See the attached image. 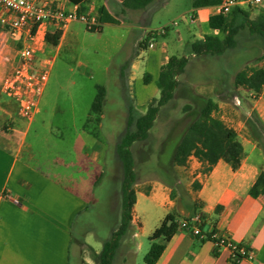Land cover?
<instances>
[{
	"label": "crops",
	"instance_id": "obj_1",
	"mask_svg": "<svg viewBox=\"0 0 264 264\" xmlns=\"http://www.w3.org/2000/svg\"><path fill=\"white\" fill-rule=\"evenodd\" d=\"M37 1L69 12L79 10L78 5L68 0ZM166 1L154 0L143 9L131 10L124 8L121 0H86L80 13L98 22L97 11L101 6L117 19L115 16L132 11L144 13L151 5ZM235 8L248 12L251 21L264 16V1L257 7L238 3L231 11ZM192 14L197 28L177 32L179 40L192 37L194 40L189 41L191 45L205 35L218 34L208 26V18L214 14L213 7L192 8ZM108 25H102L101 32ZM54 31L51 26L42 29L43 34ZM61 31L62 36L58 46L53 47L55 49L60 47L64 38V29ZM146 33L144 30L137 43L146 39ZM167 34L166 31L164 36ZM141 67L139 62L132 64L133 69ZM258 67L264 69V60ZM137 82H140L139 78L134 80V83ZM232 83L228 87L231 90L251 94L240 88L234 89ZM195 94L201 96V91H195ZM253 97L255 100L246 111V117L233 125L243 146L239 167L233 170L229 164L219 160L209 172L203 173L202 164L190 156L184 167L172 169L169 178L136 183L131 230L120 243L112 264H136L135 257L143 247L141 239L148 238L168 214L180 215L182 219L179 223L185 218L201 216L204 235L215 234L233 244L242 245L253 252V258L250 261L235 259L228 248H216L209 239H200L188 231L178 230L169 241H158L164 245V250L155 264H264V196L253 198L248 194L264 169V153L259 146V139H264V87ZM235 98L239 102V98ZM227 108H230L228 101ZM32 120L25 122L20 119L16 106L0 94V264H97L102 244L112 233L108 238L101 239L96 235L92 237L85 228L74 231L77 219L88 208L90 194L86 187L84 192H80L78 179L56 171V168L67 171L78 168L77 172L86 176L83 182L91 187L102 174V169L89 164L92 154H85L87 146L82 137L74 144L75 160L55 157L50 161L51 166L45 165L46 162L39 163L36 154L24 146L27 127ZM195 183L199 185L198 189L193 188ZM176 188L178 196L172 197ZM146 205L155 214V223L149 227L142 211ZM217 206L222 207L218 212L215 211Z\"/></svg>",
	"mask_w": 264,
	"mask_h": 264
},
{
	"label": "rangeland",
	"instance_id": "obj_2",
	"mask_svg": "<svg viewBox=\"0 0 264 264\" xmlns=\"http://www.w3.org/2000/svg\"><path fill=\"white\" fill-rule=\"evenodd\" d=\"M144 11L114 15L119 25L104 26L99 33L89 31L81 21H73L64 28L60 47L55 49L45 43L40 54L41 59L51 60V65L38 103L39 111L27 127L24 146L36 154L39 163L51 166L50 161L55 157L75 160L74 144L79 137L83 138L87 146L85 154H92L89 164L102 169L95 185L91 187L83 182L86 176L77 172L76 167L71 171L63 168L56 171L78 179L80 192L86 187L90 194L88 208L77 219L74 231L85 228L92 237L96 235L101 239L108 238L120 223L122 169L116 146L126 129L129 109L136 117L145 112L151 99L159 98L156 82L166 58L184 56L189 63L185 73L177 78L178 88L173 100L160 109L148 138L131 147L137 184L171 176L174 149L187 126L199 114L202 99L216 101L214 114L229 127L246 117L255 97L228 87L235 73L258 67V64L262 66L264 60V39L250 34L247 28L236 36L237 47L223 56L192 57L189 41L194 39L186 37L181 41L177 37L179 31L197 28V24L189 20L191 0H167ZM162 27H166L168 34L156 36L155 50H144L140 46L144 39L137 43L144 30L149 32ZM5 41L12 43L8 36ZM135 61L143 69H133ZM147 74L150 83L144 84L142 77ZM137 78L140 82L134 83ZM98 86L104 87L106 92L101 116L90 113ZM195 91H201V96L193 95ZM234 96L239 98L238 104ZM186 105L190 108L185 111ZM178 193L179 190L174 189L173 197ZM142 211L146 226H152L154 211L147 205ZM176 216L178 221L182 219ZM141 240L143 247L135 257L136 264H145L144 257L150 248L148 238Z\"/></svg>",
	"mask_w": 264,
	"mask_h": 264
},
{
	"label": "trees",
	"instance_id": "obj_3",
	"mask_svg": "<svg viewBox=\"0 0 264 264\" xmlns=\"http://www.w3.org/2000/svg\"><path fill=\"white\" fill-rule=\"evenodd\" d=\"M73 5H78V14L83 8L86 0H68ZM154 0H121L124 8L131 10L143 9ZM223 0H191L193 9L214 7L222 3ZM99 28L96 32H101L102 25H119V21L108 14L106 9L101 6L98 11ZM208 26L219 35L208 34L202 39L191 43V51L194 57H218L223 56L227 51L237 47L236 36L247 28L250 34L259 35L264 39V16L259 20L251 21L248 19V12L240 8L233 9L227 15L213 14L208 18ZM167 31V29L165 28ZM95 32L93 30H89ZM62 36V31L47 33L44 37L45 43L51 47H57ZM146 38L140 46L146 50ZM189 60L184 56H170L160 69L156 86L159 90V98L151 99L144 113L134 117L129 109V117L126 122V129L116 146V155L121 164V218L117 228L112 232L109 239L102 244V249L97 257V264H112L117 249L122 240L131 230L132 208L135 203V191L133 186L136 184L135 160L131 147L137 142L145 141L149 131L153 127L155 120L162 107L173 100L178 88V76L186 71ZM150 76L143 77V83L147 84ZM234 89H243L253 96H257L264 87V69L261 67H248L235 73L233 77ZM105 88L97 87L95 98L91 104L90 113L101 116L105 102ZM196 98V97H195ZM202 97H200L201 99ZM203 105L199 114L187 126L172 156L173 167H184L190 156L196 158L203 166V173H207L219 161L223 160L236 170L240 165L243 153V146L237 139L235 131L224 121L215 116L217 104L210 98L202 99ZM190 107L186 105L183 110ZM264 134V127H263ZM259 139V138H257ZM259 146L264 153V139H259ZM194 189H198V184H193ZM249 196L256 198L264 196V169L259 173L255 183L249 189ZM173 197V195H171ZM217 206L216 212L221 210ZM196 206H194V211ZM201 223L199 229L202 231L204 220L200 216ZM185 218L184 221H189ZM177 216L168 214L153 233L148 237L150 248L144 257L145 264H155L161 256L164 245L159 240L169 241L173 235L181 230ZM198 238V237H197ZM205 239H210V234L205 235ZM240 259V257H236ZM235 258V259H236Z\"/></svg>",
	"mask_w": 264,
	"mask_h": 264
},
{
	"label": "built area",
	"instance_id": "obj_4",
	"mask_svg": "<svg viewBox=\"0 0 264 264\" xmlns=\"http://www.w3.org/2000/svg\"><path fill=\"white\" fill-rule=\"evenodd\" d=\"M263 1L223 0L213 10L214 14L227 15L238 3L257 7ZM189 20H195L193 14L189 16ZM73 21H81L87 25L88 30L95 32L99 28L96 19L65 11L49 3L37 0H0V94L12 101L18 117L25 122H30L37 113L38 99L48 81L51 65V60L40 58L46 35L42 29L51 26L55 31H61ZM165 28L146 33V49H155L154 39L163 35ZM7 36L12 39L11 44L5 41ZM230 128L233 129L231 126ZM200 223V216L196 215L189 221H182L179 228L190 232L194 237L205 239L199 229ZM210 239L216 248H228L234 258L240 257L247 261L253 258V252L242 245L233 244L215 234H210Z\"/></svg>",
	"mask_w": 264,
	"mask_h": 264
}]
</instances>
